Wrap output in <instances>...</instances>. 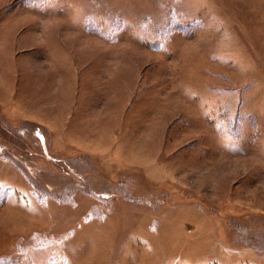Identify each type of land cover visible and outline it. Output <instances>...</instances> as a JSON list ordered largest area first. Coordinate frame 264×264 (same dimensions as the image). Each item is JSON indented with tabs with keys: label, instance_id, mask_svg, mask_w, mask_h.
I'll return each mask as SVG.
<instances>
[{
	"label": "rangeland",
	"instance_id": "rangeland-1",
	"mask_svg": "<svg viewBox=\"0 0 264 264\" xmlns=\"http://www.w3.org/2000/svg\"><path fill=\"white\" fill-rule=\"evenodd\" d=\"M0 264H264V0H0Z\"/></svg>",
	"mask_w": 264,
	"mask_h": 264
}]
</instances>
